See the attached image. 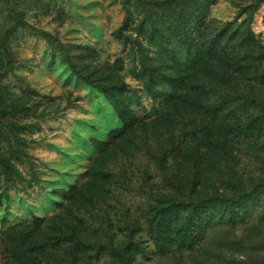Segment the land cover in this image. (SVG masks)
Here are the masks:
<instances>
[{"label": "rangeland", "instance_id": "obj_1", "mask_svg": "<svg viewBox=\"0 0 264 264\" xmlns=\"http://www.w3.org/2000/svg\"><path fill=\"white\" fill-rule=\"evenodd\" d=\"M0 264H264V0H0Z\"/></svg>", "mask_w": 264, "mask_h": 264}, {"label": "trees", "instance_id": "obj_2", "mask_svg": "<svg viewBox=\"0 0 264 264\" xmlns=\"http://www.w3.org/2000/svg\"><path fill=\"white\" fill-rule=\"evenodd\" d=\"M175 2V1H173ZM173 2H170V1H166V2H162V3H158V7H170L172 5ZM171 3V4H170ZM126 12L129 13L128 9L126 8ZM166 20L168 21H172L173 23H178V19H174L173 17H170V15H167V17H165ZM207 21L208 19L207 18H204L201 25H202V28H203V32H204V36L203 38L201 39V41H199V37H196L198 35V31H194V30H191L189 31L187 28H190V27H181L180 24H178V28H180V31L177 32L178 35L174 38L175 40H177L179 43L182 44V46H184L187 51H188V57L189 59L192 58L193 56L195 57H200V56H204L205 55V60L208 61V62H211V61H214L215 58H216V45L217 43L219 42V40H221L222 38H224V34H226L227 29H223L221 30L217 35H215V37H212V39L210 38H207L208 35L205 34V30L208 28V25H207ZM21 26H24V23H21ZM194 31V32H193ZM159 33V31H157ZM193 32V33H192ZM150 36V39L152 41H155V39L152 37V35H149ZM240 38V37H239ZM242 38V37H241ZM244 40V38H242ZM173 40V39H171ZM246 40V39H245ZM247 41H249L247 39ZM159 46L160 48L162 47H168V45L171 44L170 42V39H168L166 37V34L162 33V36L160 37V40H159ZM204 45V49L202 51V46ZM171 56L172 58H175L176 57V52L174 50L171 51ZM70 68L72 70H75L76 67L70 62L68 63ZM145 74H147V71H144ZM76 74L78 76H81V73L79 72H76ZM144 74V75H145ZM85 80L86 77H81ZM154 76L152 75V81L154 80ZM150 81V79H149ZM176 84L178 86V92L183 88L184 86V81L183 79L180 77L179 79L176 80ZM197 89V88H196ZM192 90L190 89L192 92L194 93H191V94H194V95H189V93L185 92L180 94V95H172L170 97V102L169 104H175L177 101L179 102L182 101L183 103H187L188 106H195L196 104H200L203 107H209L210 106V102L209 101H213L214 100V97H207L206 101H203L204 100V96H203V99H199L200 97L197 96V93L198 94H201L198 90ZM190 90H187L190 92ZM203 95V94H201ZM109 96L112 98V100L115 102V111L117 113V115L119 116V118L122 120V124H123V128L122 130L120 131L121 134L129 131L131 128H133L135 125H137L139 123V121H136V119L132 116V114L128 111V110H121L120 107H119V99L118 97L113 93V91H110L109 93ZM235 101H237V98L236 97H233V96H230V95H225V97H223V99H221V102H219V105H216V106H212L211 108H219L221 110L225 109L226 106L230 103H234ZM168 104V105H169ZM197 107V106H195ZM176 110L173 114V119H172V122L175 120L176 121V125L179 124V125H183V115L180 114L177 110H179V107L176 106ZM182 121V122H181ZM198 133L196 131H192V132H188L186 133V137L188 136L190 139H194L197 137ZM11 170L10 169H6V174L7 175H10L11 174ZM243 193V192H242ZM243 194L239 193L237 194L235 197H233L231 200L234 201L233 204L236 205L238 204V202L244 200L243 198ZM198 204L197 206H193L194 203L192 202L191 205L189 203H183V205H181V207L183 206H187L185 209H188V208H192L194 207L196 210H198L199 208H201L202 206H204V201L202 202H198L196 203ZM190 205V207H189ZM164 212L165 210H161V211H157V214L155 217H160L161 219H163V216H164ZM191 220V219H189ZM123 249H113L112 252L115 253V256L118 258V259H123Z\"/></svg>", "mask_w": 264, "mask_h": 264}]
</instances>
